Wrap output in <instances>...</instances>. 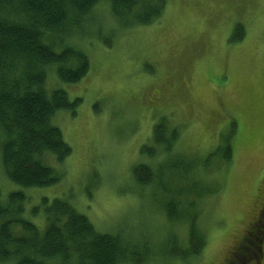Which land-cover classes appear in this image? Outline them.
<instances>
[{
    "label": "rangeland",
    "instance_id": "374dc122",
    "mask_svg": "<svg viewBox=\"0 0 264 264\" xmlns=\"http://www.w3.org/2000/svg\"><path fill=\"white\" fill-rule=\"evenodd\" d=\"M236 26L240 40L232 39ZM65 42L90 61L89 73L72 84L59 79L55 65L47 67L48 95L60 89L71 102L81 100L75 113L64 109L53 117L71 155L63 162L42 155L60 180L24 188L8 178L0 151L2 198L25 193L26 217L40 228L45 216L32 209L43 198H66L100 232L122 231L129 241L162 247L142 264H231L235 256L248 264L253 251L258 258L264 250V0H166L157 21L132 28L120 26L109 2L99 3ZM162 117L181 133L176 155L195 162L201 188L214 189L200 201L206 248L187 260L167 254L170 237L185 238L187 225L170 222L160 206L164 195L153 196L133 174L138 164L165 158L141 153ZM5 139L0 129V147ZM228 141L232 159L217 170ZM255 224L262 233H251ZM243 245L253 251L243 252Z\"/></svg>",
    "mask_w": 264,
    "mask_h": 264
},
{
    "label": "trees",
    "instance_id": "16d2710c",
    "mask_svg": "<svg viewBox=\"0 0 264 264\" xmlns=\"http://www.w3.org/2000/svg\"><path fill=\"white\" fill-rule=\"evenodd\" d=\"M105 2L123 28L154 23L166 5V0H0V129L6 136L0 151L8 178L18 186L44 188L60 180L41 157L50 153L63 162L71 155L53 117L64 109L75 113L81 100L71 102L60 89L48 95L47 67L55 65L59 79L69 84L89 73L87 53L63 42L97 4ZM241 31L236 26L232 39L240 40ZM176 128L167 117L154 125L153 142L142 147L141 153L151 159L165 158L140 163L133 174L145 188L152 189L153 196L164 195L160 206L170 222L187 225L186 237L171 236L167 249L169 256L187 260L199 257L206 248L207 236L198 225L200 201L214 194V189L208 184L206 190L201 188L195 162L187 164L176 155L181 136ZM231 159L228 141L223 161L215 169ZM28 201L22 191L3 199L0 186V264H142L162 253L158 250L162 247L129 241L122 231L100 232L66 198L52 202L43 198L41 206L32 209L33 216H45L40 228L26 217Z\"/></svg>",
    "mask_w": 264,
    "mask_h": 264
},
{
    "label": "flooded vegetation",
    "instance_id": "af4514ba",
    "mask_svg": "<svg viewBox=\"0 0 264 264\" xmlns=\"http://www.w3.org/2000/svg\"><path fill=\"white\" fill-rule=\"evenodd\" d=\"M260 231H261L260 224L258 226H256V224H255V227H254V229H253V231L251 233L253 234L254 232H257L256 233V235H257ZM261 233H262V231H261ZM249 241H251L250 237H248L246 239V243L245 244H248ZM241 248H242L243 252H245V250H247L249 252L253 251V247L248 246V245H246V246L243 245ZM259 250H260V255L258 256V258H257V256H256V258L252 257V255H256L255 251H253V254L252 253H250V254L248 253L247 255L245 254L247 256L246 257V262H248V264H264V250H263V247L261 246V248ZM241 262L243 263V261H241ZM231 264H239V262H237L236 256H235V260H233ZM243 264H245V263H243Z\"/></svg>",
    "mask_w": 264,
    "mask_h": 264
}]
</instances>
